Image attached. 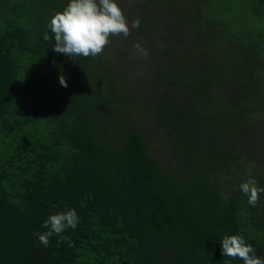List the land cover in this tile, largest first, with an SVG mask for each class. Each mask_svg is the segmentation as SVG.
Returning <instances> with one entry per match:
<instances>
[{
    "label": "trees",
    "instance_id": "trees-1",
    "mask_svg": "<svg viewBox=\"0 0 264 264\" xmlns=\"http://www.w3.org/2000/svg\"><path fill=\"white\" fill-rule=\"evenodd\" d=\"M68 2L0 0V264H243L222 255L234 234L264 259V193L252 207L239 188L249 177L264 187V172L251 170V150L238 153L240 131L262 126L239 118L264 107L253 69L264 60L253 44L245 96L225 101L228 55L246 53L242 40L223 43L228 1L142 0L130 45L154 50L160 11L179 50L155 57L139 91L107 45L95 58L53 51L47 25ZM67 209L77 227L42 246L43 221Z\"/></svg>",
    "mask_w": 264,
    "mask_h": 264
},
{
    "label": "rangeland",
    "instance_id": "rangeland-1",
    "mask_svg": "<svg viewBox=\"0 0 264 264\" xmlns=\"http://www.w3.org/2000/svg\"><path fill=\"white\" fill-rule=\"evenodd\" d=\"M216 1V0H215ZM230 5V10H227V15L223 17L222 21L225 25H223L224 29V38L223 43L226 47H233V38L235 37L238 40H242L245 42V55L240 52L234 50L229 57L233 59V64L231 66H225V75L223 77L225 80L222 82V89L224 91V99L227 101V97H232L233 104L238 103L240 96H245L244 85L248 82V79L242 74V72H248V68L251 67V63L254 61L251 59V48L253 44L257 43L259 49V58L264 60V5H259L258 3L251 2L248 0H227ZM118 6L122 9L123 14L129 21V23L139 18L142 20L144 16L142 0H116ZM142 10V11H141ZM154 11V10H152ZM156 20L159 21L160 24L164 25V28L159 29L158 26L154 30V34L157 37H154L151 41H153L154 50L148 51L149 56L148 59H144L138 53L133 50V46H131V35L125 38L122 34L117 36H112L111 42L113 43V49H111V45H107L106 47L112 51L111 54L115 55V58L118 61V66L120 68L121 73L124 78L127 79L128 86L135 90H140L144 85H146L147 80L150 76L151 67L149 65H153L157 61L158 54L162 52L165 47H169L170 50L178 51V46L176 42H172L169 40V27L172 29L175 25H172L167 19L164 18V15L159 11L156 12ZM186 20V19H185ZM248 21V23H247ZM153 22H149L152 24ZM247 23V24H246ZM184 25H188V22L185 21ZM186 28V27H185ZM187 28L185 29L186 32ZM132 31V30H131ZM175 36H185L186 33H174ZM193 39L191 38V42ZM146 43V42H145ZM183 55L182 61L186 62L189 59H194L195 53L191 50H185L181 53ZM163 59V58H162ZM165 60V59H163ZM236 60L238 62H236ZM257 64V65H256ZM253 65V69L261 76H264V65L260 66L259 63ZM259 65V66H258ZM224 67V66H223ZM227 78V79H226ZM251 83L249 82V85ZM252 85V84H251ZM250 85V86H251ZM252 105L250 104L249 107ZM245 107H240L242 110ZM263 108V109H262ZM257 115H252L245 113L246 111H242L243 116H246L245 119L239 118L241 123L247 124H257L262 122V126L259 129H250L247 131H240V136L243 138V145L245 148L241 151H238L241 155H243L244 151L251 150L256 157V164H250V168L253 172H264V145H258L257 141L259 139L264 138V107H262ZM241 110L239 112H241ZM239 113V117L242 115ZM140 122H144L145 117H139L137 119ZM246 138L248 140H246ZM254 164V165H253ZM253 165V166H252ZM248 168V169H250ZM255 169V170H254ZM251 171V172H252Z\"/></svg>",
    "mask_w": 264,
    "mask_h": 264
},
{
    "label": "clouds",
    "instance_id": "clouds-1",
    "mask_svg": "<svg viewBox=\"0 0 264 264\" xmlns=\"http://www.w3.org/2000/svg\"><path fill=\"white\" fill-rule=\"evenodd\" d=\"M139 18L130 23L118 6L116 0H69L62 12L55 13L47 27L54 38L53 51L62 53L70 58L77 56L93 57L103 53L111 37L123 35L127 38L131 30L138 28ZM45 41L50 37L43 34ZM133 50L148 59V51L139 43L133 44ZM59 83L67 87L64 76L59 77ZM240 191L247 196V203L255 207L264 193V187L258 185L255 178L249 177L239 185ZM79 216L75 209L50 214L43 221V233H35L40 244L47 247L50 238L60 236L68 228L75 229ZM72 246L71 241L68 242ZM221 243L222 255L229 258H239L243 264H264V259L256 255L255 248L246 242L241 234L225 235ZM229 264V262H226Z\"/></svg>",
    "mask_w": 264,
    "mask_h": 264
}]
</instances>
